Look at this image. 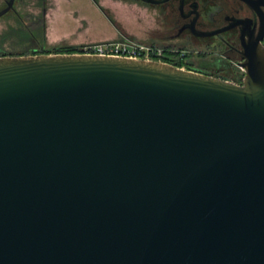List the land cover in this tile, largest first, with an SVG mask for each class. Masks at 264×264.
Wrapping results in <instances>:
<instances>
[{
  "label": "water",
  "instance_id": "water-1",
  "mask_svg": "<svg viewBox=\"0 0 264 264\" xmlns=\"http://www.w3.org/2000/svg\"><path fill=\"white\" fill-rule=\"evenodd\" d=\"M260 16L242 84L153 60L0 56V264H264Z\"/></svg>",
  "mask_w": 264,
  "mask_h": 264
},
{
  "label": "rangeland",
  "instance_id": "rangeland-1",
  "mask_svg": "<svg viewBox=\"0 0 264 264\" xmlns=\"http://www.w3.org/2000/svg\"><path fill=\"white\" fill-rule=\"evenodd\" d=\"M8 1L0 0V10ZM163 30L157 8L123 0H15L12 11L0 17V56L72 54L50 48L82 45L78 52L87 43L116 40L127 34L174 50L165 53L188 70L227 76L230 81L236 77L233 82L243 83L246 72L237 65L241 60L238 54L226 53L209 39L173 38ZM137 31L146 39L130 33Z\"/></svg>",
  "mask_w": 264,
  "mask_h": 264
},
{
  "label": "flooded vegetation",
  "instance_id": "flooded-vegetation-1",
  "mask_svg": "<svg viewBox=\"0 0 264 264\" xmlns=\"http://www.w3.org/2000/svg\"><path fill=\"white\" fill-rule=\"evenodd\" d=\"M123 1L151 6L154 9L157 8L158 15L164 23L163 31L166 33V36H171L173 38H194L198 40L209 39L211 43L222 48L226 53L238 54L241 56V60L238 61L237 65L241 70H243L240 66V62L243 60V41L249 39L252 35L258 34L261 25L260 13L264 14V0H253L260 4L257 5V7L259 6L258 10L250 6L246 0ZM94 2L99 3V0H94ZM7 4L8 3H6L5 8ZM12 9L5 14L12 11ZM221 29L223 30L222 32L213 36L201 35L206 32H213ZM262 44L264 45V38ZM163 49L169 51V48ZM225 78L229 79L227 76H225ZM232 79L233 81L237 80L236 77Z\"/></svg>",
  "mask_w": 264,
  "mask_h": 264
},
{
  "label": "built area",
  "instance_id": "built-area-1",
  "mask_svg": "<svg viewBox=\"0 0 264 264\" xmlns=\"http://www.w3.org/2000/svg\"><path fill=\"white\" fill-rule=\"evenodd\" d=\"M165 51L162 47L139 41L136 38L123 34L116 40L87 43L80 51L73 54L122 57L136 60H156L175 65L172 63L174 58H169L170 56ZM170 51L172 52L174 50ZM180 68L186 69L183 66ZM243 70L245 71L244 68Z\"/></svg>",
  "mask_w": 264,
  "mask_h": 264
},
{
  "label": "trees",
  "instance_id": "trees-1",
  "mask_svg": "<svg viewBox=\"0 0 264 264\" xmlns=\"http://www.w3.org/2000/svg\"><path fill=\"white\" fill-rule=\"evenodd\" d=\"M81 46L82 45H65V46H59V47H54V48H50V49L59 50L60 52H64V53L67 52V53H72L73 54ZM178 54H180V52H178ZM21 55H23V54H21ZM172 63L175 64L176 66H182V64L180 65V62L176 63L175 60Z\"/></svg>",
  "mask_w": 264,
  "mask_h": 264
},
{
  "label": "crops",
  "instance_id": "crops-1",
  "mask_svg": "<svg viewBox=\"0 0 264 264\" xmlns=\"http://www.w3.org/2000/svg\"><path fill=\"white\" fill-rule=\"evenodd\" d=\"M130 33H132L135 37L136 36H138V37H140V39H146V35H144V34H142V33H140V32H130ZM103 40H106V39H103ZM83 43V42H82Z\"/></svg>",
  "mask_w": 264,
  "mask_h": 264
}]
</instances>
